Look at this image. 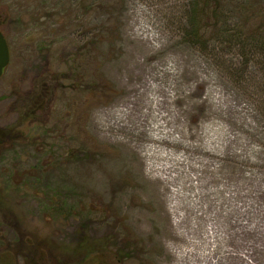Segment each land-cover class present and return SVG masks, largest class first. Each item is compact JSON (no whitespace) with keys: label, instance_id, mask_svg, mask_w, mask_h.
I'll return each instance as SVG.
<instances>
[{"label":"rangeland","instance_id":"rangeland-1","mask_svg":"<svg viewBox=\"0 0 264 264\" xmlns=\"http://www.w3.org/2000/svg\"><path fill=\"white\" fill-rule=\"evenodd\" d=\"M191 19L254 53L226 37L218 66ZM0 28V264H25L2 256L21 234L82 264H178L197 227L238 255L221 264H264V0H0ZM114 109L131 130L97 121Z\"/></svg>","mask_w":264,"mask_h":264},{"label":"trees","instance_id":"trees-1","mask_svg":"<svg viewBox=\"0 0 264 264\" xmlns=\"http://www.w3.org/2000/svg\"><path fill=\"white\" fill-rule=\"evenodd\" d=\"M216 1V0H215ZM189 25L187 29H184L183 34L184 36L191 40L192 43H198L199 48L203 50V53L206 55H214L213 58L218 62L220 60V57L218 56L219 53L216 52V50L211 51L209 47L213 46L214 49L218 50V43H222L223 39H228L226 42H228V45H231L232 42H237L235 43V46H240L244 54L243 56L248 57V55L253 54V48L252 44H244L241 43L243 40L238 39H231L233 37L231 34L232 30L229 28L227 22L225 23V27L227 26L225 30H221L215 38L214 36L208 37L206 34V31L203 30L202 23L203 21H197L194 19H191L189 21ZM220 21H210L211 27L215 30L213 32H217V28L219 27ZM208 27V26H207ZM206 27V28H207ZM241 36V35H240ZM234 38V37H233ZM231 39V40H230ZM210 44V45H208ZM216 52V53H214ZM252 52V53H251ZM223 56V55H222ZM218 66H223L227 67L230 69V66H226L225 60H222L217 63ZM245 65V64H244ZM246 66V65H245ZM231 73L233 74V71L230 70ZM239 72H235L233 75L235 78H238L240 75L238 74ZM4 134L1 133L0 131V147L6 144V139L4 140ZM30 236V237H29ZM28 239V240H27ZM16 244V248H11L9 249H3L2 251V256L9 260L17 259V257H22V260L25 261V264H82L83 260H79L80 257V248H71V247H66L62 245H57L53 244L51 241H45L42 240L39 236H34V235H28L27 234H21L19 238L14 239V246ZM39 244H43L42 248L39 246ZM13 247V246H12ZM86 251V250H85ZM88 255H90L88 251Z\"/></svg>","mask_w":264,"mask_h":264},{"label":"bare ground","instance_id":"bare-ground-1","mask_svg":"<svg viewBox=\"0 0 264 264\" xmlns=\"http://www.w3.org/2000/svg\"><path fill=\"white\" fill-rule=\"evenodd\" d=\"M154 99L151 100L153 102ZM153 108L150 106L147 110L146 117L150 116L156 123H158V117L159 115H154L155 109L158 110L157 105L158 101L155 100L153 104ZM131 118L134 120V118L131 115V110L129 109H114L109 112H106L103 119L102 118H96L97 121L100 124H104L106 129L109 128H117V129H132L134 124L131 120ZM105 123H103V121ZM148 123V122H147ZM155 140L162 141L165 140L163 136L156 137ZM152 170L158 172V167L152 166ZM169 168L162 169V172L164 175L161 177L157 176L155 178V182L161 181L163 184V188L170 189L169 184H171L174 181V178L170 175L168 172ZM178 191V190H177ZM176 191V192H177ZM173 193H176L175 190L172 191ZM177 208H175L176 210ZM189 210H192L196 212V208H188ZM202 209V208H201ZM231 214V213H230ZM229 215V214H228ZM235 220V221H233ZM231 219V216L229 215V222L231 225H234L236 222V219ZM184 223L185 225L188 223L187 217H183L178 222ZM202 230V228H201ZM201 230L199 231V228L197 227L196 236H193L192 238L185 239V242L187 245V249L179 250L174 249L175 255L178 257V264H221L219 260H221V257L224 255L225 258H237L238 255L231 253L229 249L225 248L227 245L221 244L219 241V234L218 231L214 230L212 228L211 230H204V236L201 235ZM247 234L249 233V230H246ZM213 240V241H212ZM208 245V246H205ZM214 245V246H213ZM194 246V247H191ZM219 255V257L217 256ZM244 260L245 258L242 257ZM228 264V263H225ZM245 264H249L245 261Z\"/></svg>","mask_w":264,"mask_h":264},{"label":"water","instance_id":"water-1","mask_svg":"<svg viewBox=\"0 0 264 264\" xmlns=\"http://www.w3.org/2000/svg\"><path fill=\"white\" fill-rule=\"evenodd\" d=\"M10 59L9 44L4 34L0 31V78L3 76L4 69L9 65Z\"/></svg>","mask_w":264,"mask_h":264},{"label":"flooded vegetation","instance_id":"flooded-vegetation-1","mask_svg":"<svg viewBox=\"0 0 264 264\" xmlns=\"http://www.w3.org/2000/svg\"><path fill=\"white\" fill-rule=\"evenodd\" d=\"M0 31L3 33V31L1 30V28H0ZM4 34V33H3ZM4 36H5V34H4ZM6 38V37H5ZM5 71V70H4ZM4 74V73H3Z\"/></svg>","mask_w":264,"mask_h":264}]
</instances>
